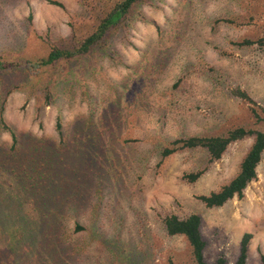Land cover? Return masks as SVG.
I'll return each mask as SVG.
<instances>
[{"label": "rangeland", "instance_id": "obj_1", "mask_svg": "<svg viewBox=\"0 0 264 264\" xmlns=\"http://www.w3.org/2000/svg\"><path fill=\"white\" fill-rule=\"evenodd\" d=\"M52 1L62 8L48 0H0V56L18 64L0 71L3 119L18 141L11 151V137L2 131L0 150L24 158L27 152L25 162L41 165L39 171L48 169L50 157L65 158L68 171L84 178L68 174V195L61 199L57 191L49 200L50 210L59 208L49 217L56 218V231L50 229L43 248L36 249V232L33 241H23L27 230L9 226L10 246L22 237L15 263L59 264L62 243L69 256L60 264H191L184 238L167 236L160 218L198 214L208 264L219 258L235 264L245 233L252 235L246 264H261L264 152L241 199L213 209L196 199L236 175L253 137L231 143L214 162L202 149L166 159L159 152L178 137L219 135L236 127L264 131L249 104L233 94L247 93L264 117V0H142L128 26L105 46L41 68L34 77L28 68L60 38L85 32L93 17L88 5L106 0ZM227 19L233 23L223 22ZM244 40L253 43L238 44ZM57 118L67 142L59 148ZM99 134L96 148L92 141ZM33 145L40 155L29 153ZM64 170L58 167L55 174ZM198 170L204 173L197 181L183 179ZM24 171L12 170L13 178L29 174ZM45 181L38 183L43 190L33 197L37 202L53 189ZM74 218L86 231L72 234Z\"/></svg>", "mask_w": 264, "mask_h": 264}, {"label": "trees", "instance_id": "obj_2", "mask_svg": "<svg viewBox=\"0 0 264 264\" xmlns=\"http://www.w3.org/2000/svg\"><path fill=\"white\" fill-rule=\"evenodd\" d=\"M141 1L142 0H106L104 5L98 2L99 4L97 3L92 6L90 3L88 6L93 15L92 23L90 24L91 26L85 32L80 34L73 30L70 36L60 38L57 42L53 43L47 56L39 59L36 66L32 67L33 70L36 69V72L33 70L30 71V68H28V72H30V75L33 74L35 75L34 77H36L41 68L48 69L58 64L60 61H70L87 55L88 52L97 46H105L111 35L116 33L118 29L128 26V22L131 20ZM48 2L54 6L62 8V5L57 1L48 0ZM29 20H31V15H29ZM223 22L229 24L233 23L230 19L223 20ZM252 43L253 42L250 40H244L238 44L243 46L251 45ZM263 46L264 42H261L260 48ZM16 68H18L17 63L0 56V71H11ZM46 90L49 95V89L46 88ZM8 92H12V88L9 89ZM233 94L249 104V110L252 117L255 119V124L264 122V117H262L258 111V105L248 96L247 93L240 89H236L233 91ZM3 109V101H0V132L5 131L9 133L12 140L11 151H14L18 143L17 135L4 122L2 115ZM55 130L60 141L58 145L59 148L62 144L67 143L66 140H64V132L59 118L56 119ZM100 136L101 135L99 134L92 141L96 148L102 143ZM249 136L253 137V142L242 158L236 175L218 190L196 196V199L199 200L205 208H219L231 199H241L246 187L256 179L257 167L264 152V131L236 127L219 135H192L188 137H178L170 140L166 146L161 148L159 153L161 159H166L180 151L202 149L207 152L209 161L214 162L221 158L231 143ZM34 149L35 145L31 147L29 153L40 155V152L34 151ZM67 152L71 151L68 150ZM74 152H76V150H74ZM77 152H79V149ZM15 154L16 153L13 152L8 155L7 153H2L0 150V264H16L15 257H18L21 253V250H19L22 241L21 236L13 246L9 245L10 241L6 235L9 226L15 227L21 224L20 228L27 230L28 233L24 235L23 241L27 237L29 240L33 241L32 232H36L39 235V238L36 241V249L39 250L43 248L46 240L49 239L50 229L53 231L55 229L56 231V218L54 217V219H50L49 217L55 213L54 211L52 212V210L56 211L57 208H59V204L55 205L57 203L55 198L50 202L53 205L54 200L55 207L52 206V210H50L49 200L54 197V192L59 191L61 199L65 193L67 194V192H65V187L68 185L64 183L65 176H71L77 180L84 178L83 175L80 176L79 173L75 171H68L69 169L67 168V161L65 158L64 160L56 162L50 157L46 163L48 169L39 171L41 165L37 167L25 162V158L28 157L27 152L24 153L25 158L20 154H17V157H13ZM70 159L71 157L69 160ZM29 162L31 163V161ZM58 167L61 170L65 169L59 176L55 174ZM16 168L23 171L25 170L24 172L29 174L22 178H18V176L13 178L12 170ZM203 173L204 170L186 173L183 175V179L187 183H193L197 181ZM68 174L71 175L67 176ZM12 179L16 180L12 182ZM44 179H48L49 182L53 183V189H50L48 195L44 197V200L36 199L40 201L37 202L33 197H37L40 194V191L43 190V186L41 187L38 183ZM48 181H45L44 184ZM45 189L48 188L46 187ZM36 212H40V215H37ZM160 221L167 236H181L184 238L189 248L191 264H208L204 258L206 241L202 235V221L198 214H190L184 218H180L175 214H165L160 218ZM84 231H86V228L78 219L74 218L72 234L76 235ZM251 238L252 235L250 233H245L242 236L235 264H246L248 245ZM52 244L56 247L57 240H53ZM61 244L62 243H59L58 245V249L61 251L58 255L59 264L60 261H64L69 256L65 251H62L63 248L60 246ZM260 263L264 264V254L260 255ZM214 264H225V259L219 258Z\"/></svg>", "mask_w": 264, "mask_h": 264}]
</instances>
